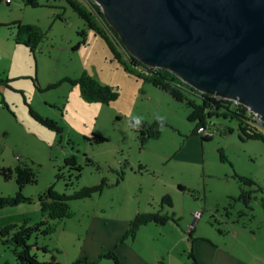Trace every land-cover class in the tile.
<instances>
[{
  "label": "rangeland",
  "instance_id": "374dc122",
  "mask_svg": "<svg viewBox=\"0 0 264 264\" xmlns=\"http://www.w3.org/2000/svg\"><path fill=\"white\" fill-rule=\"evenodd\" d=\"M14 22L40 31L33 51L15 41V26H3ZM141 72L127 55L117 61L65 0H38L35 7L0 2V80H9L0 83V169L27 164L37 174L35 183L22 188L14 173L9 180L0 175V197L26 198L0 208V229L47 219L37 198L48 188L72 194L101 184V192L70 201V218L49 221L56 225L52 234L30 236V253L40 262L113 264L98 259L113 250L122 264H138L135 256L143 264H195L190 254L198 264H221L223 249L242 263L264 264L263 141L241 140L239 122L219 117L210 121L221 130L202 140L193 133L191 109L138 78ZM85 76L118 97L86 101L77 82ZM156 119L165 123L158 139L141 144L131 121ZM69 157L75 164L66 162ZM239 176L254 184L240 183ZM242 189L255 190L248 206L238 199ZM164 195L170 205L162 203ZM147 212L169 219L143 225L135 238L121 242L125 223ZM0 264H21L1 237Z\"/></svg>",
  "mask_w": 264,
  "mask_h": 264
},
{
  "label": "water",
  "instance_id": "95a60500",
  "mask_svg": "<svg viewBox=\"0 0 264 264\" xmlns=\"http://www.w3.org/2000/svg\"><path fill=\"white\" fill-rule=\"evenodd\" d=\"M127 54L264 126V0H90Z\"/></svg>",
  "mask_w": 264,
  "mask_h": 264
},
{
  "label": "trees",
  "instance_id": "16d2710c",
  "mask_svg": "<svg viewBox=\"0 0 264 264\" xmlns=\"http://www.w3.org/2000/svg\"><path fill=\"white\" fill-rule=\"evenodd\" d=\"M1 1L2 0H0V2ZM22 1L25 6L35 7L38 5V0ZM65 1L77 14V16L85 22L88 28L93 30L96 35L100 36L104 40L106 46L117 61H121L122 55H127L132 63L140 65L143 69V72L136 75L138 78L160 89L176 102L183 103L191 109L189 120L196 123L193 133H196L198 128L201 126H217L215 123L210 121L212 117L231 118L239 122L238 131L240 136L239 138L241 140H260L264 143V126L263 124H260L258 119L252 113H249L246 107L234 103L233 101L194 92L193 89L182 83L169 71L143 66L126 53V50L117 38L116 33L108 26V24H106L99 7L95 3L90 0ZM3 26L8 28L15 26L17 29L15 41L17 43L22 42V44H24L26 47H29L32 51L35 49V45L41 38L40 31L36 26L33 25L14 22L12 24ZM117 44L118 46H121L124 51L120 52L116 47ZM125 70L132 73L127 65H125ZM8 81L9 80L5 78L0 80V83L7 85ZM77 82L80 86V91L83 98L88 102L98 101L102 103H109L118 97L117 91L113 90L107 85L99 84L92 78L85 76L77 80ZM187 91L197 94L200 97V101L196 102L195 100L189 98L186 94ZM36 119L50 129H58L55 123L51 120L39 118ZM130 125L131 128L138 133V139L140 143L146 144L149 140L158 139L160 129L163 125H165V123L162 120L156 119L152 122H141L139 125H137L136 122L132 120ZM213 129L214 128H211V130ZM94 138L101 142L106 140L100 135H94ZM211 138L212 137L203 136L202 140L208 141ZM16 159L18 160L19 158L17 157ZM66 162L75 164V158L69 157L66 159ZM79 169L80 168L76 167L77 171ZM12 173L15 174L14 179L19 188H22L26 184H32L37 181V174L27 164H17L13 170L10 168L0 169V175L5 180H9L12 176ZM78 176L79 174H77V177ZM237 178L240 183L246 184L249 187L254 184V181L252 179H247V177L239 176ZM101 189L102 185L100 184L92 187H84L78 191H74L72 194H59L52 188H48L43 193L38 195L37 198L40 210L47 219L31 226L28 225V221H24L21 226L10 224L2 227L0 229L2 243L11 244L14 246V254L21 264H58L54 259L49 262H40L35 255L30 253V246L27 244L28 239L33 233H41L43 235L52 234L56 229V225L51 224L49 222L50 220L61 222L73 215V212L70 208V201L89 198L93 194L101 192ZM179 189L182 191L185 190L183 186H179ZM254 192L255 190L247 191L242 189L241 195L238 197V199L248 206L252 199L251 196ZM21 200H26V198H20L19 194H17L16 197H0V208L6 206H15ZM262 200L264 201V198H262ZM166 202H168L169 205L171 204L168 195H164L162 197V203ZM168 219V215H163L159 212L138 213L133 219L125 223L127 228L124 231L120 241L123 242L128 237L135 238L137 232L143 225L148 223L164 225ZM102 257L111 259L113 264H122L113 250H109L106 253L100 254L98 259ZM190 257L193 259L195 264H198L191 254ZM77 262L80 263V261ZM90 262L94 263V261Z\"/></svg>",
  "mask_w": 264,
  "mask_h": 264
},
{
  "label": "crops",
  "instance_id": "0c3cea01",
  "mask_svg": "<svg viewBox=\"0 0 264 264\" xmlns=\"http://www.w3.org/2000/svg\"><path fill=\"white\" fill-rule=\"evenodd\" d=\"M13 2V0H12ZM12 2L10 4H12ZM9 4V5H10ZM3 85V84H2ZM118 235V234H117ZM213 247V246H212ZM216 247V246H214ZM222 251V254L220 256V261H221V264H245V263H242L240 262L239 260H237L236 258L233 257V255H231V251H225L223 249H220ZM136 260L134 257H133V260L135 259V262L138 264H143L144 261H142L140 258H138L137 256H135Z\"/></svg>",
  "mask_w": 264,
  "mask_h": 264
},
{
  "label": "built area",
  "instance_id": "2783aa9c",
  "mask_svg": "<svg viewBox=\"0 0 264 264\" xmlns=\"http://www.w3.org/2000/svg\"><path fill=\"white\" fill-rule=\"evenodd\" d=\"M6 5H9L11 2H12V0H2ZM127 53V52H126ZM238 104V103H237ZM255 116V115H254ZM256 117V116H255ZM257 118V117H256ZM258 119V118H257ZM259 121V120H258ZM260 122V121H259ZM260 124H262L261 122H260ZM211 128H214L213 130H211ZM220 130V127L217 125V126H210V127H208V125L207 126H201V127H199L198 128V130H197V133L198 134H202L203 136H208V137H212L213 135H214V133L215 132H217V131H219ZM197 216H198V214H197Z\"/></svg>",
  "mask_w": 264,
  "mask_h": 264
},
{
  "label": "clouds",
  "instance_id": "9594fccd",
  "mask_svg": "<svg viewBox=\"0 0 264 264\" xmlns=\"http://www.w3.org/2000/svg\"><path fill=\"white\" fill-rule=\"evenodd\" d=\"M139 123H140V121H139V120H137V121H136V124H137V125H139Z\"/></svg>",
  "mask_w": 264,
  "mask_h": 264
}]
</instances>
